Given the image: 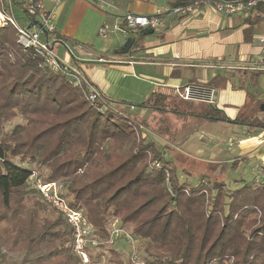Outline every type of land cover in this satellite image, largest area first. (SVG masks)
Wrapping results in <instances>:
<instances>
[{
  "label": "trees",
  "instance_id": "16d2710c",
  "mask_svg": "<svg viewBox=\"0 0 264 264\" xmlns=\"http://www.w3.org/2000/svg\"><path fill=\"white\" fill-rule=\"evenodd\" d=\"M187 1L174 0L170 5ZM32 3L38 5L39 0ZM263 17L264 8L257 7L244 22L255 25ZM249 77L255 87L264 77V66ZM224 80L205 86L215 89ZM90 94L44 65L32 49L19 46L11 25L0 28V131L18 115L23 119L7 133L0 132L1 247L24 252L20 264H77L71 227L49 203L56 216H46L41 194L27 190L32 171L21 165L37 162L48 169L44 184L70 182L61 196L71 209L83 212L104 241L109 240L112 218L129 226L133 237L146 241L150 264H223L227 259L232 264H264V188L239 179L229 191L221 178L225 165L199 164L197 172L179 170L162 156L170 149L166 143H175L181 131L203 122H228L222 110L183 100L173 89H156L142 103H115L150 112L138 122L117 112L112 102L96 106ZM247 96L233 121L255 134L264 130V122L256 117L264 113L260 111L264 100L255 93ZM167 116L181 124L167 127ZM149 125L156 126L165 142L162 146L143 138L140 126ZM154 161H160L162 168L154 169ZM164 169L170 173V190ZM180 172L203 185L179 182ZM110 253L116 264H123L119 253Z\"/></svg>",
  "mask_w": 264,
  "mask_h": 264
},
{
  "label": "crops",
  "instance_id": "0c3cea01",
  "mask_svg": "<svg viewBox=\"0 0 264 264\" xmlns=\"http://www.w3.org/2000/svg\"><path fill=\"white\" fill-rule=\"evenodd\" d=\"M48 1L50 6H45L44 0H39V4L51 14L54 34L63 40L54 47V51L58 55V47L68 50L70 60L65 59L67 63H63L79 73L84 86L96 90L107 103H114L111 104L115 109L120 106L115 103H142L156 89L169 88L176 92V89L193 85L214 91L213 105L233 121L248 100L247 93L256 92L249 73L263 66L257 39L264 36V17L250 26L242 16L226 17L203 9L188 17L167 20L152 35L138 38V32L131 37L135 39V47L126 55L112 52L108 56H96L92 47L85 48L72 40L73 27L69 20L80 0ZM106 1L110 6L96 9L113 13L112 19H109L112 27L109 33H118L113 28L126 13L152 15L158 9L172 7L167 0H162L163 4H158L160 0ZM83 4L87 10L91 8L89 4ZM114 43L113 40L108 41L111 47L118 49L119 46H114ZM222 78L225 80L218 88L205 86ZM129 108L130 112L136 110L131 106ZM147 112L142 109L140 118H145ZM207 127H213L215 131L221 128L226 140L210 134L208 139L198 138L197 135L205 133L204 128ZM239 127L235 122H203L188 131H181L175 143H166L170 149L162 151L163 159L171 161L179 170L195 172L199 164L238 168L244 163L251 166V171L254 164L262 167L264 130L253 134L245 131V127ZM231 142L232 147L229 148ZM202 152L208 155L198 154ZM224 153L232 156L225 157V154L221 157ZM184 173H178L177 177L181 175L183 180L186 179ZM188 180L191 183L192 180Z\"/></svg>",
  "mask_w": 264,
  "mask_h": 264
},
{
  "label": "built area",
  "instance_id": "2783aa9c",
  "mask_svg": "<svg viewBox=\"0 0 264 264\" xmlns=\"http://www.w3.org/2000/svg\"><path fill=\"white\" fill-rule=\"evenodd\" d=\"M12 1L19 3L21 6V10L27 18L25 26H21L16 19ZM60 1L61 0H54L56 3ZM82 1L94 8L110 6L109 2L106 0ZM257 7L264 8V0H190L169 8L158 9L152 15L126 13L122 16L121 22L114 26L113 29L125 38L134 37L135 34L141 31L159 30L169 19L188 17L203 9H208L221 16L239 15L246 18L248 15H251L252 11ZM6 25H11L16 30L17 44L19 46L24 49H32L35 54L42 59L44 65L64 74L73 87L87 89L91 93L90 100L92 103L95 102L96 106L100 103L103 105L107 104L96 90L84 86V80L75 69L67 66L57 57L54 47L63 43V40L54 34L51 26V14L44 11L40 4L33 5L32 0H3L0 9V28ZM111 30L102 27L99 29L98 33L103 36ZM257 41L261 49V61L264 66V36L258 38ZM176 92L181 99L186 101L195 100L208 104L215 103L214 91L205 88L190 85L182 90L176 89ZM131 109H133V107H131ZM228 146L231 148L232 142L229 143ZM152 165L156 170L162 168V163L160 161H154ZM254 173L252 179L253 184L256 187L264 188V170L262 167L258 171H254ZM164 181L170 190V173L167 169H164ZM37 188L42 197L63 216L66 223L71 227L73 231L72 250L83 259L84 264L87 263V249L96 247L99 242L96 237H92L95 231L87 223L82 211L71 209L67 205L65 199L61 196L62 188H57L55 183H39ZM118 222L117 219H114L113 223H111L109 240L122 237L130 245L129 258L131 264H144L138 260L136 254L137 246L134 243L135 239L130 233H127Z\"/></svg>",
  "mask_w": 264,
  "mask_h": 264
},
{
  "label": "rangeland",
  "instance_id": "374dc122",
  "mask_svg": "<svg viewBox=\"0 0 264 264\" xmlns=\"http://www.w3.org/2000/svg\"><path fill=\"white\" fill-rule=\"evenodd\" d=\"M173 1L174 0H167V3H169V2L171 3ZM163 3H164V1H162V0L158 1V4H163ZM44 5L50 6L49 1L44 0ZM13 10H14V13L16 15V19L18 20L19 24L21 26H25L26 22H27L26 21L27 18H26V16L23 15L21 9L18 6L13 5ZM112 14L113 13L110 10L105 12L102 10H97L96 8H94L92 6L90 9L87 10L85 8L83 2H81V0H80L75 5L74 11H73L71 18L69 20V22L71 23V25L73 27L74 37L72 40L76 41V43L79 44L80 46L84 45L83 47H85V48L89 49L90 47H92L93 52L96 54V56H99V55L100 56H108L110 53L117 50L108 44L109 40H113V42H115L113 45L119 46V48H120L123 45V43L125 42V40L127 38H129V37L125 38L121 34L114 33V32L105 34L103 36L99 35L98 31L102 27H105V28H108L111 30L112 27H111V23H110L109 19H112V17H111ZM263 23H264V21H263ZM30 30H33V29H30ZM68 46H70V48H72V46L70 44H68ZM73 49L74 48H72V50ZM57 50H56L58 53L57 57L62 62L67 63V61H65V59L70 60V54L71 53L62 47H58ZM255 89H256L255 94L257 95V98L264 100V78L263 77L257 81ZM129 109H130L129 106H124V105H120L119 107H116L117 112L125 114L128 117L135 119L138 122L142 121L141 120L142 118H140V114L142 112V109L136 108L135 111H131V112L129 111ZM149 115H150V112L148 111L147 114L145 115V119L148 118ZM256 117H257L258 121L264 122V113L258 112V113H256ZM18 123H23V119H22L21 115H18L13 120L3 124V128L1 129L0 132H2L3 134L7 133L9 130L13 129L15 127V125ZM179 124H181V122L178 119H176L174 117H168V116L166 117L167 127L170 125L174 129L175 127H178ZM208 124H210V123H208ZM222 125H224V124H222ZM155 127L156 126H154V128H153L152 125L145 126V127L140 126L142 136L144 139H146V141L155 140L159 143L160 146H162L164 144V140L162 139V137H160L156 133L157 131H155ZM239 128H242V126H240ZM204 129L206 132L203 133L202 135L198 134L197 135L198 138L200 136H202L200 138H204V140L208 139V137H207L208 134H210V136L216 135L219 138H221V140H224L225 138H227V137H224L225 134L223 133L221 128H219L218 131H215V129L213 127H207ZM244 130L247 131L248 130L247 127H245ZM186 131H188V130H186ZM222 147H223V149H225V147L223 145H222ZM127 148H128V146L125 148V150ZM198 154H200L202 156L208 155V154H205L203 152L198 153ZM225 154L226 153L222 154L221 157L225 156ZM229 154H226L225 157L232 156ZM15 163H18L17 160L15 161ZM261 165H262V169L264 170V162L261 163ZM21 166L26 167L32 171V176L30 177L28 184H27V190H37L38 191L37 185L39 183L44 184L42 182V179L44 178V176L48 172V169L44 165L39 164L37 162L25 163V164H22ZM225 167H226L225 171L221 175V178L224 179L225 183L227 184V189L229 191L235 188V185L233 182L234 180L243 179V181L245 183H250L252 181V178L254 177V174H255L254 171L256 172L259 169H261V166H259V164H254L253 170L251 171V169H250L251 166L244 164V163L240 164V166L238 168L237 167L236 168L231 167L228 165H225ZM178 181L179 182H185V183H187V185L189 184L190 187H195V186L202 184V180L195 181V179H193V178H192L191 183H188L189 180L188 179L183 180L181 175H179ZM52 183H55V186L57 188L61 187L62 192H64V190H65L64 185H66L67 183H70V182L68 180H57V181L52 182ZM36 195H37V193H36ZM41 197H42V195H41ZM42 202L45 203L44 205H45V208L47 211V213L45 215L48 217H52V218H53V216H56V212H55L56 210L54 209L55 211H53V209H51V207L49 205L47 206L46 204H48V202L43 197H42ZM114 219L115 218L110 219L109 230H110L111 223H113ZM122 228L127 233H130L129 226H123ZM92 237H96L98 239L99 244L96 247H90L87 249L88 262L85 264H116V260L114 258H112L110 250H114L116 253L120 254V259L123 262V264H131L130 258H129L130 245L122 237L112 239L109 241H104V239L100 238V236L95 232L92 234ZM133 238L135 239L134 243L137 246L136 247V254L138 256V260L140 262H143L144 264H150L152 262V259L148 256V253H147V250H148L147 242L139 239L138 237H133ZM23 256H24V252H22L19 249L8 251L5 248L0 246V263H2V264H20V261H21ZM72 256L74 257V260L77 264H84L83 259L81 257H79L76 253H74L73 250H72ZM212 264H221V263H212ZM223 264H232V259H227Z\"/></svg>",
  "mask_w": 264,
  "mask_h": 264
},
{
  "label": "water",
  "instance_id": "95a60500",
  "mask_svg": "<svg viewBox=\"0 0 264 264\" xmlns=\"http://www.w3.org/2000/svg\"><path fill=\"white\" fill-rule=\"evenodd\" d=\"M153 33H154V31L147 30V31H145L143 33V35L147 36V35H152ZM134 44H135V39H132L131 37H129V38H127L125 40L123 45L120 48H118L117 50L113 51V53L116 54V55H126V54H128L131 51V49L133 48ZM260 111L264 112V104L260 105ZM228 122L229 123H234L233 121H230V120H228Z\"/></svg>",
  "mask_w": 264,
  "mask_h": 264
}]
</instances>
